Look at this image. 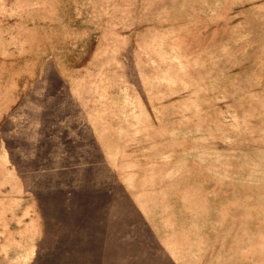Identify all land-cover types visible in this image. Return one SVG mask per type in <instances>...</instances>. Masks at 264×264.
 I'll return each mask as SVG.
<instances>
[{
	"label": "rangeland",
	"instance_id": "374dc122",
	"mask_svg": "<svg viewBox=\"0 0 264 264\" xmlns=\"http://www.w3.org/2000/svg\"><path fill=\"white\" fill-rule=\"evenodd\" d=\"M0 264H264V0H0Z\"/></svg>",
	"mask_w": 264,
	"mask_h": 264
},
{
	"label": "crops",
	"instance_id": "0c3cea01",
	"mask_svg": "<svg viewBox=\"0 0 264 264\" xmlns=\"http://www.w3.org/2000/svg\"><path fill=\"white\" fill-rule=\"evenodd\" d=\"M19 177L22 178L23 176L19 175ZM21 180L25 181L23 178ZM16 193L18 196H14L13 203L19 208H26V212H28V214L23 218V220L27 221L28 224L34 225V236H32L30 240L28 239V242L30 241L29 244L32 247L30 250V255L28 256V260H30L33 257L36 244L42 238L45 220L39 200L34 192L32 193L29 190L18 189Z\"/></svg>",
	"mask_w": 264,
	"mask_h": 264
}]
</instances>
